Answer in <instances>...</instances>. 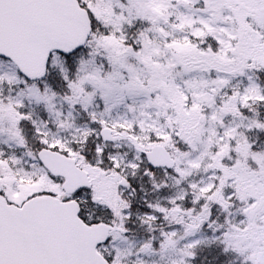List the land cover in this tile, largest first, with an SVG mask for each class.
<instances>
[{"label": "snow or ice", "instance_id": "snow-or-ice-1", "mask_svg": "<svg viewBox=\"0 0 264 264\" xmlns=\"http://www.w3.org/2000/svg\"><path fill=\"white\" fill-rule=\"evenodd\" d=\"M0 264H264V0H0Z\"/></svg>", "mask_w": 264, "mask_h": 264}]
</instances>
